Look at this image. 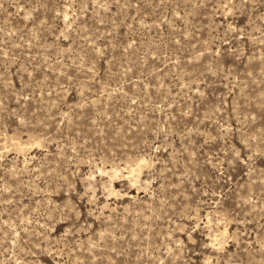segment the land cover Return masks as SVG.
I'll list each match as a JSON object with an SVG mask.
<instances>
[{
  "label": "rangeland",
  "instance_id": "374dc122",
  "mask_svg": "<svg viewBox=\"0 0 264 264\" xmlns=\"http://www.w3.org/2000/svg\"><path fill=\"white\" fill-rule=\"evenodd\" d=\"M0 264H264V0H0Z\"/></svg>",
  "mask_w": 264,
  "mask_h": 264
}]
</instances>
